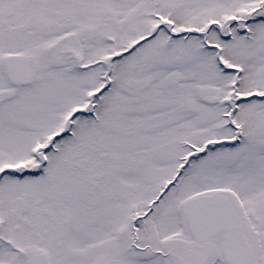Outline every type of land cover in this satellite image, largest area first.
Returning a JSON list of instances; mask_svg holds the SVG:
<instances>
[{"label":"snow or ice","instance_id":"snow-or-ice-1","mask_svg":"<svg viewBox=\"0 0 264 264\" xmlns=\"http://www.w3.org/2000/svg\"><path fill=\"white\" fill-rule=\"evenodd\" d=\"M0 264H264V0H0Z\"/></svg>","mask_w":264,"mask_h":264}]
</instances>
